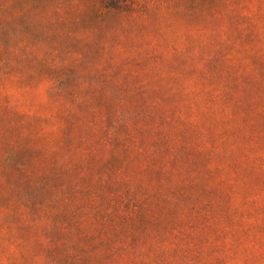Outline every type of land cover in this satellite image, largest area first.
<instances>
[{
	"label": "rangeland",
	"instance_id": "1",
	"mask_svg": "<svg viewBox=\"0 0 264 264\" xmlns=\"http://www.w3.org/2000/svg\"><path fill=\"white\" fill-rule=\"evenodd\" d=\"M0 264H264V0H0Z\"/></svg>",
	"mask_w": 264,
	"mask_h": 264
}]
</instances>
